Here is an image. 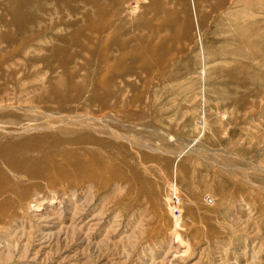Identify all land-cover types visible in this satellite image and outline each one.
Instances as JSON below:
<instances>
[{"label": "rangeland", "instance_id": "rangeland-1", "mask_svg": "<svg viewBox=\"0 0 264 264\" xmlns=\"http://www.w3.org/2000/svg\"><path fill=\"white\" fill-rule=\"evenodd\" d=\"M8 4L0 123L63 124L107 159L9 192L0 264H264V0H32L21 38Z\"/></svg>", "mask_w": 264, "mask_h": 264}, {"label": "bare ground", "instance_id": "bare-ground-1", "mask_svg": "<svg viewBox=\"0 0 264 264\" xmlns=\"http://www.w3.org/2000/svg\"><path fill=\"white\" fill-rule=\"evenodd\" d=\"M8 1L9 4L8 7L5 8L6 11L5 13H9L12 16L13 21L12 23L9 22L6 24L8 27H11V25L17 26L18 28L17 35L19 36V38H21L23 36L25 29L24 26L22 25L21 17L23 16L24 12L30 8L31 5L30 2L32 0H8ZM3 38H4L3 41L7 42L9 46L15 44L16 36L14 34L6 33ZM16 45H20V44L18 43ZM20 47L22 48L24 47V45ZM152 55L154 56V54ZM104 57L105 56H103L102 58L104 59ZM105 86L104 88H106ZM110 96H111L110 93L106 97H100L98 96V94L95 93L92 96V100H99L101 107L105 108L108 105L107 101ZM101 121L103 120L101 119ZM69 122L70 121L66 123ZM76 124L96 130V126L94 125V123H91L89 121L86 123H79L76 121ZM62 125L63 124H58L56 122H49V121L41 122L38 120H32L27 125L15 121H9L4 124L0 123V197L3 198L0 199V217L6 215L7 213H9V211L13 212L15 210L14 208L15 203L10 201V198L7 196L9 192H10V196L14 200L19 199L20 201H22V199L29 197L32 194L30 193L29 186L26 185L25 183L26 180L27 181L41 180V181H47L50 184L54 183L55 176L49 174L48 171L50 170L51 167L60 168L61 162L57 163L56 157H64L66 158L68 163L72 164L74 167H79V168L82 167L84 163L85 165L91 164L92 163L90 162L91 160H93L96 164H98L99 167L105 166L106 161L104 160L107 158L105 157L104 159L101 154L100 155L96 154V152L90 153L88 152V150L84 149L83 147H80L79 149L75 148L74 150H71L69 148V146L71 145L78 146L81 143L94 141L92 136L80 137L76 135L75 133L76 130H73L72 128L70 129L68 127H62ZM7 127H9L10 129H6ZM103 128H105L103 130H106L107 125L103 124ZM55 129L59 131L58 134H45V131L47 130L50 131ZM38 131H43V132L40 133ZM68 134H71L72 136ZM73 135H75V137ZM100 143L102 146L107 145V142L104 140L100 141ZM80 155L83 156L86 155L88 159L90 158L89 159L90 161L86 159L84 162H81ZM93 172H91L92 176L96 175V172L94 170ZM9 184H12V186H10ZM89 188L90 186H86V189ZM77 192L78 191L73 193L72 196H76ZM38 194L37 193L33 194L32 195L33 198L34 196L37 198ZM58 199H60V195L57 193L54 194L53 197L50 199V203H49L50 206L52 207L53 203L57 202ZM172 200L173 203L175 204L174 206L175 212L180 213L181 212L179 210V206L181 205L180 198L178 196H174ZM33 203L34 202H30L29 205L31 206ZM35 203H36L35 206L37 207L42 206L40 205L39 202H35ZM15 218L20 219L19 216H16ZM181 223H182L181 216L176 217L175 229L173 232L177 233L178 239L180 237L178 228H181ZM46 230L49 231V229ZM51 235H49V237H51ZM177 243H179L180 248L184 249V251L187 252L189 248V244L187 241H185L183 238H180Z\"/></svg>", "mask_w": 264, "mask_h": 264}]
</instances>
